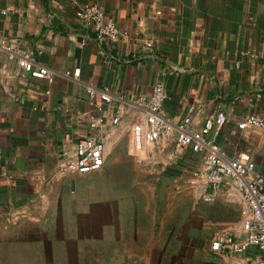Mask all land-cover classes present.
Listing matches in <instances>:
<instances>
[{
  "label": "crops",
  "instance_id": "0c3cea01",
  "mask_svg": "<svg viewBox=\"0 0 264 264\" xmlns=\"http://www.w3.org/2000/svg\"><path fill=\"white\" fill-rule=\"evenodd\" d=\"M91 1L128 34L98 40L84 30L76 8ZM29 50L37 65L53 71L52 83L18 64L19 54ZM263 59L264 0H0V208L20 218L56 219L70 216L78 203L87 225L89 219L79 239L85 249L95 212L107 209L105 173L134 166L139 96L157 81L168 90L163 111L169 119L191 113L195 128L206 115L223 111L219 149L243 152L264 173V132L238 126L248 113L264 116ZM103 89L114 95L112 101L100 96ZM91 114L109 121L119 116L101 131L105 163L93 171V182L92 172L58 170L62 150H73L92 132ZM166 145H174L190 169L202 163L203 152L177 148L173 137ZM213 201L222 205V228L215 234L240 228L241 193L226 185Z\"/></svg>",
  "mask_w": 264,
  "mask_h": 264
},
{
  "label": "rangeland",
  "instance_id": "374dc122",
  "mask_svg": "<svg viewBox=\"0 0 264 264\" xmlns=\"http://www.w3.org/2000/svg\"><path fill=\"white\" fill-rule=\"evenodd\" d=\"M174 148L156 144L146 157L135 155L134 166L105 173L107 209L95 212L85 249L79 239L89 219L87 225L78 203L70 216L56 219L20 218L0 208V264H255L254 247L244 253L210 249L222 228V205L201 198Z\"/></svg>",
  "mask_w": 264,
  "mask_h": 264
},
{
  "label": "built area",
  "instance_id": "2783aa9c",
  "mask_svg": "<svg viewBox=\"0 0 264 264\" xmlns=\"http://www.w3.org/2000/svg\"><path fill=\"white\" fill-rule=\"evenodd\" d=\"M76 16L83 27L91 31L98 40H116L127 35L128 30L118 25L112 17H107L105 10L97 1L79 5ZM85 43V40H83ZM10 48V46H7ZM34 50L19 54L18 64L32 76L45 78L50 84L54 80L53 71L46 65L35 63ZM239 66V63H237ZM264 69V59L261 61ZM80 68L73 70L79 73ZM66 73H71L67 70ZM48 93L51 89H46ZM91 95L96 92L89 88ZM100 96L112 101L114 95L108 90H101ZM168 98V90L163 81L153 84L147 94L139 96L143 103L142 116L132 126L134 149L140 157H146L150 149L170 137L174 138L177 148L190 147L194 151L203 152V160L193 166L190 181L200 192L205 201H213L224 186L237 189L243 198L241 208L242 222L238 229H225L212 236L210 249L216 253H244L255 248L257 260L255 264H264V173L257 168L255 160L245 156L243 152L227 155L216 143V129L226 121L223 111H216L205 116L201 125L193 127L194 118L191 113L177 121L164 114V103ZM119 116L111 121L91 114L89 126L92 132L79 139L73 150L63 149L60 155L58 170L63 174L89 173L100 169L105 163L104 140L101 131H105L110 122L116 123ZM240 128L258 127L264 132V116L248 113L238 120Z\"/></svg>",
  "mask_w": 264,
  "mask_h": 264
},
{
  "label": "water",
  "instance_id": "95a60500",
  "mask_svg": "<svg viewBox=\"0 0 264 264\" xmlns=\"http://www.w3.org/2000/svg\"><path fill=\"white\" fill-rule=\"evenodd\" d=\"M84 30H87V29H84Z\"/></svg>",
  "mask_w": 264,
  "mask_h": 264
}]
</instances>
